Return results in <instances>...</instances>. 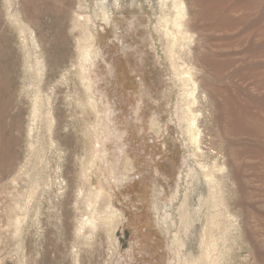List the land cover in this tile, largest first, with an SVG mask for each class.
I'll use <instances>...</instances> for the list:
<instances>
[{"label":"rangeland","instance_id":"rangeland-1","mask_svg":"<svg viewBox=\"0 0 264 264\" xmlns=\"http://www.w3.org/2000/svg\"><path fill=\"white\" fill-rule=\"evenodd\" d=\"M4 80L0 264H264V0H0Z\"/></svg>","mask_w":264,"mask_h":264},{"label":"bare ground","instance_id":"bare-ground-1","mask_svg":"<svg viewBox=\"0 0 264 264\" xmlns=\"http://www.w3.org/2000/svg\"><path fill=\"white\" fill-rule=\"evenodd\" d=\"M181 10H177V17L175 19V24L180 29V33L179 32L178 33L180 34V37H183L185 35H186V37L188 35L190 37L189 31L187 32V31H184V29H183L185 23H184V19H183L184 14L181 12ZM174 36L175 35H173V37ZM176 38H177V36H176ZM183 78H184L185 85L190 87V94L187 93V95L190 98V102H196L197 99L195 96V92L197 91L198 86L196 84V81L193 79L191 69L186 68V70L184 71V77ZM0 83H1L0 84V94L3 95V98H4L3 103L2 104L0 103L1 108H2V110L0 112L1 113L0 116L3 117L6 113L9 112L12 102H11V96H10V81L4 80ZM191 113H192L191 116L188 118L189 132L191 133L193 143L198 148V144H199V140H200V132H199L198 127H197V115L194 112H191ZM9 145H10L9 140H7L6 142H4L2 144L3 153H1V155H0V156H3L4 158H6L7 162L10 159ZM217 167H218V165H217ZM218 170H220V169H217V171ZM217 171L214 167H213V169H208L206 167L204 169L206 179H207L210 187L213 190V194H214L215 198L218 196V192L220 191V186H219L220 179H219V175L217 174ZM218 179H219V181H218Z\"/></svg>","mask_w":264,"mask_h":264}]
</instances>
